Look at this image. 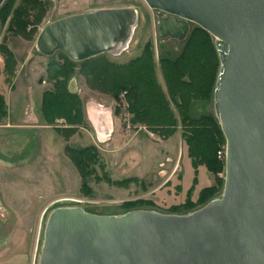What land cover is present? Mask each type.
Wrapping results in <instances>:
<instances>
[{
    "label": "water",
    "instance_id": "water-1",
    "mask_svg": "<svg viewBox=\"0 0 264 264\" xmlns=\"http://www.w3.org/2000/svg\"><path fill=\"white\" fill-rule=\"evenodd\" d=\"M143 1L156 11L159 39L182 41L192 24L215 39L222 192L188 214L97 215L77 199H56L41 215L38 264H264V0ZM137 19L130 6L67 15L40 29L35 48L75 62L119 54Z\"/></svg>",
    "mask_w": 264,
    "mask_h": 264
},
{
    "label": "rangeland",
    "instance_id": "rangeland-1",
    "mask_svg": "<svg viewBox=\"0 0 264 264\" xmlns=\"http://www.w3.org/2000/svg\"><path fill=\"white\" fill-rule=\"evenodd\" d=\"M18 1L16 0L15 5ZM39 1L45 3L47 10L35 27L33 39L26 40L8 34L7 21L4 27H0V44L5 40L16 59L11 81L7 82L5 75H0V90L6 100V116L0 120V156H12L13 161L22 164L10 168L11 170L7 168L6 173L0 170V184L5 182L16 186L7 190L6 197L0 193V264H38L41 215L45 207L56 199H77L81 208L97 215H119L126 211L124 204L135 201L151 204L135 205L134 210L136 208L165 214H188L205 203L190 209L175 210L174 213L170 207L184 204L190 188L193 189L190 197L195 200L202 188L216 184V177L224 181V168L213 175L203 165H198L196 169L191 166L187 147L181 137L180 125L172 136L163 138L143 126H131L126 120L120 123L118 132L97 140L86 113L83 125L75 127L69 135L57 132V128L67 127L63 120L58 119L54 124H47L42 117L40 104L42 93L52 89L46 73V66L51 58L40 54L35 48L36 37L47 23L67 15L99 8H135L138 19L127 48L119 54L106 53V56L111 61L125 63L138 56L144 44L149 41L156 75L163 88L165 85L158 59L161 56L176 55L181 43L157 37L156 11L150 9L143 0ZM30 29L31 26H28L27 31ZM52 58L58 59V54H54ZM68 89L85 100V111L89 98H93L109 107L114 119L121 118L125 112L123 107L116 114L114 109L118 103L110 95L89 88L83 77L77 73L68 82ZM123 95L124 93L121 94V99ZM206 108L207 112L213 113V102L208 103ZM91 145L97 149L99 155L101 167L96 166L95 169L98 177L102 178L105 174L112 182L134 180L126 185H117L103 179L96 180L91 176L87 181L90 193L82 192L80 175L65 148H84ZM219 151H225V143ZM217 159L224 162L223 158L217 156ZM222 189L223 186L221 188L218 185L208 201L219 196ZM11 235L15 237L13 241L10 239Z\"/></svg>",
    "mask_w": 264,
    "mask_h": 264
},
{
    "label": "trees",
    "instance_id": "trees-1",
    "mask_svg": "<svg viewBox=\"0 0 264 264\" xmlns=\"http://www.w3.org/2000/svg\"><path fill=\"white\" fill-rule=\"evenodd\" d=\"M15 3L16 0L3 1L0 6V27H4L7 21L8 34L31 40L35 27L47 10L45 3L39 0H19ZM28 26H31L29 31ZM175 41L181 43L176 55L158 59L165 88L158 81L149 41L138 56L125 63L111 61L106 54L75 62L62 51H57L58 59L51 56L46 66L47 80L52 83V89L44 91L41 96L43 119L47 124L63 120L67 127L57 128V132L63 135H69L75 127L83 125L85 100L68 89V82L77 73L89 88L110 95L118 103L114 109L116 114L124 107L131 126H143L153 134L168 138L180 125L191 166L196 169L198 165H203L213 175L218 174L223 170L224 162L217 159V152L224 145L225 138L215 111L207 112L206 108L208 103L213 102L220 67L215 39L206 30L194 25L184 40ZM0 56V75L4 74L9 82L14 76L16 59L5 40L0 44ZM122 93L123 99L120 97ZM5 116L6 100L0 90V120ZM65 151L80 175V189L86 194L90 193L87 181L91 176L117 185H126L134 180L112 182L105 174L102 178L98 177L95 169L101 165L97 149L92 145L84 148L66 146ZM215 179L216 184L202 188L195 200L190 197L193 191L190 188L187 201L170 207L171 212L206 204L217 186L221 185L222 188L224 184L223 179ZM141 204L151 203H126L125 212Z\"/></svg>",
    "mask_w": 264,
    "mask_h": 264
},
{
    "label": "crops",
    "instance_id": "crops-1",
    "mask_svg": "<svg viewBox=\"0 0 264 264\" xmlns=\"http://www.w3.org/2000/svg\"><path fill=\"white\" fill-rule=\"evenodd\" d=\"M86 105H87L86 111H85L86 118L88 119V121L92 125V127L95 131L97 140H100V138H102L104 136H106V137L111 136V134L113 132H118L119 127H121L120 123L126 122V120H128V114H126L125 112H123V116L121 118H117V119L115 118L114 119V114H112V110L109 107L107 108L105 104H103V103H101L98 100H95L93 98H89ZM110 114H111V116H110ZM10 153L13 154L14 152H10ZM13 160L14 159H12V156L10 158H8V157L5 158V157L0 156V170L2 169L3 172L6 173L7 168L12 169L15 166H22L21 163L17 164L18 162L17 161L15 162ZM14 187H16V186L9 185V183L6 184L4 182V183L0 184V193L2 194L3 197H6L7 196V190L13 189ZM14 238H15L14 235L10 236V239L12 241ZM12 253H14V252H12Z\"/></svg>",
    "mask_w": 264,
    "mask_h": 264
},
{
    "label": "built area",
    "instance_id": "built-area-1",
    "mask_svg": "<svg viewBox=\"0 0 264 264\" xmlns=\"http://www.w3.org/2000/svg\"><path fill=\"white\" fill-rule=\"evenodd\" d=\"M126 48H127V46H126L122 51H124ZM122 51H121V52H122ZM121 52H120V53H121ZM217 156H218V158H220V159H221V158L225 159V151H223V152H222V151H219V152L217 153Z\"/></svg>",
    "mask_w": 264,
    "mask_h": 264
},
{
    "label": "bare ground",
    "instance_id": "bare-ground-1",
    "mask_svg": "<svg viewBox=\"0 0 264 264\" xmlns=\"http://www.w3.org/2000/svg\"><path fill=\"white\" fill-rule=\"evenodd\" d=\"M91 105V104H90ZM105 133V132H104ZM103 134V133H102Z\"/></svg>",
    "mask_w": 264,
    "mask_h": 264
},
{
    "label": "flooded vegetation",
    "instance_id": "flooded-vegetation-1",
    "mask_svg": "<svg viewBox=\"0 0 264 264\" xmlns=\"http://www.w3.org/2000/svg\"><path fill=\"white\" fill-rule=\"evenodd\" d=\"M156 13V12H155Z\"/></svg>",
    "mask_w": 264,
    "mask_h": 264
}]
</instances>
